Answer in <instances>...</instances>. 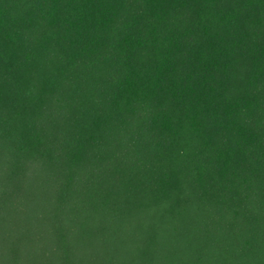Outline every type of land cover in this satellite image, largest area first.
Wrapping results in <instances>:
<instances>
[{
  "label": "trees",
  "instance_id": "1",
  "mask_svg": "<svg viewBox=\"0 0 264 264\" xmlns=\"http://www.w3.org/2000/svg\"><path fill=\"white\" fill-rule=\"evenodd\" d=\"M0 264H264V0H0Z\"/></svg>",
  "mask_w": 264,
  "mask_h": 264
}]
</instances>
